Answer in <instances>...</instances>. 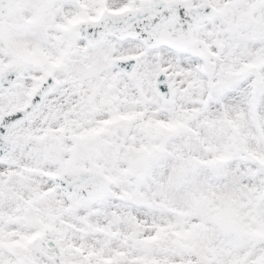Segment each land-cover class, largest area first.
<instances>
[{
	"label": "snow or ice",
	"instance_id": "snow-or-ice-1",
	"mask_svg": "<svg viewBox=\"0 0 264 264\" xmlns=\"http://www.w3.org/2000/svg\"><path fill=\"white\" fill-rule=\"evenodd\" d=\"M0 264H264V0H0Z\"/></svg>",
	"mask_w": 264,
	"mask_h": 264
}]
</instances>
